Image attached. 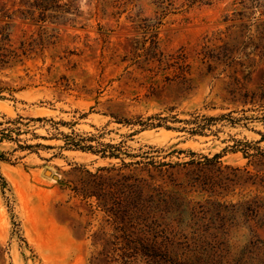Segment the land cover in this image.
<instances>
[{
    "label": "rangeland",
    "instance_id": "1",
    "mask_svg": "<svg viewBox=\"0 0 264 264\" xmlns=\"http://www.w3.org/2000/svg\"><path fill=\"white\" fill-rule=\"evenodd\" d=\"M34 1L0 0L25 52L0 69V264H264V56L226 19L239 0H42L44 21Z\"/></svg>",
    "mask_w": 264,
    "mask_h": 264
},
{
    "label": "trees",
    "instance_id": "2",
    "mask_svg": "<svg viewBox=\"0 0 264 264\" xmlns=\"http://www.w3.org/2000/svg\"><path fill=\"white\" fill-rule=\"evenodd\" d=\"M191 4H194L197 1L202 0H190ZM155 2L160 6L167 9L169 5H173L172 0H155ZM168 3L167 6H164L165 3ZM239 14L238 17L233 18H226L232 21L231 26H237V22L239 21V31L241 32V36H245L248 31L254 29V33L248 36V41L242 40L241 45L242 49L241 52H245L246 47L248 45H253V53L258 56H264V0H239ZM29 7H34L41 9L39 14V18L36 19L34 16V10L30 8L26 11H23L22 14L25 17H30L32 19L44 21L45 20V10L47 7L45 4L42 3V0H35L33 3L29 4ZM237 15V14H236ZM155 24L145 26V31L150 32L153 28H155ZM149 46L147 47L148 54L151 56H157L161 54V51L158 47L157 35L154 33L150 35L149 38ZM146 39V40H147ZM217 39H220L217 37ZM10 34L7 32L6 26H0V69H4L6 67H10L11 63L17 62L20 60L21 55L25 52H19L15 47L11 44ZM215 44V43H214ZM219 51L215 54V49H210L207 53L208 57H219L226 56V52L224 51L223 45H215ZM183 69V64L180 65ZM117 156L115 153L105 154L102 153V156Z\"/></svg>",
    "mask_w": 264,
    "mask_h": 264
}]
</instances>
